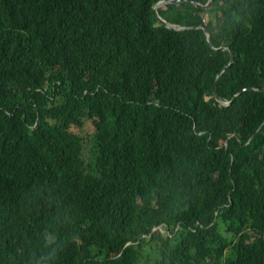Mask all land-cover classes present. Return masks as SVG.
Wrapping results in <instances>:
<instances>
[{
	"label": "trees",
	"instance_id": "trees-1",
	"mask_svg": "<svg viewBox=\"0 0 264 264\" xmlns=\"http://www.w3.org/2000/svg\"><path fill=\"white\" fill-rule=\"evenodd\" d=\"M160 1L0 0V264H264V0Z\"/></svg>",
	"mask_w": 264,
	"mask_h": 264
},
{
	"label": "water",
	"instance_id": "water-1",
	"mask_svg": "<svg viewBox=\"0 0 264 264\" xmlns=\"http://www.w3.org/2000/svg\"><path fill=\"white\" fill-rule=\"evenodd\" d=\"M181 0H163V1H160L158 2L157 4L154 5V16H155V19L158 23V25L160 26H163L164 28L166 29H169V30H172V31H182V30H189V29H193V27H186V26H179V25H175V24H171L167 21H165L164 19H162L159 14H158V9L159 8H162L166 5H169V4H175V3H178L180 2ZM186 2H189V3H192L196 8L198 9H202V10H209L211 7H212V0H208L207 3L205 5H201L199 3H196V2H193L192 0H184ZM196 29H202L205 36H206V39L209 40V31L207 30V28L204 26V25H201L199 27H194ZM220 50L224 51V50H227L226 47H220L219 48ZM229 54H230V60H229V64L228 66H226L225 68H223L222 71H224L227 67H229L233 61H234V55L232 53V51L229 50ZM220 74L217 75L216 77V80H215V84H214V89H213V97L215 99V101L220 104L221 106H229L232 101L235 99V97L240 93V92H244V91H258V92H264V89H256V88H253V87H249V88H246V89H242L241 91H239L233 98L231 101L229 102H225V101H222L220 99V97L218 96V93H217V79L219 77Z\"/></svg>",
	"mask_w": 264,
	"mask_h": 264
},
{
	"label": "rangeland",
	"instance_id": "rangeland-1",
	"mask_svg": "<svg viewBox=\"0 0 264 264\" xmlns=\"http://www.w3.org/2000/svg\"><path fill=\"white\" fill-rule=\"evenodd\" d=\"M163 233H164V231H163Z\"/></svg>",
	"mask_w": 264,
	"mask_h": 264
},
{
	"label": "bare ground",
	"instance_id": "bare-ground-1",
	"mask_svg": "<svg viewBox=\"0 0 264 264\" xmlns=\"http://www.w3.org/2000/svg\"><path fill=\"white\" fill-rule=\"evenodd\" d=\"M242 93V92H241Z\"/></svg>",
	"mask_w": 264,
	"mask_h": 264
}]
</instances>
